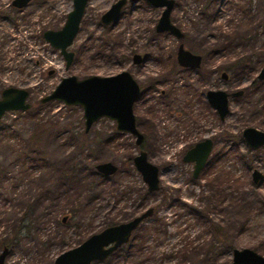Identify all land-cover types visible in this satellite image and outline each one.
Returning <instances> with one entry per match:
<instances>
[{
    "label": "rangeland",
    "instance_id": "obj_1",
    "mask_svg": "<svg viewBox=\"0 0 264 264\" xmlns=\"http://www.w3.org/2000/svg\"><path fill=\"white\" fill-rule=\"evenodd\" d=\"M11 1L0 0V93L8 87L25 89L32 107L6 113L0 125V253L8 243L4 264H54L108 222L125 223L148 208L153 215L119 249L116 262L231 264L233 249L264 257V147L248 150L241 138L248 127L264 132V81L257 79L264 63V0H174L170 19L183 32L181 41L154 32L162 9L143 0L126 4L120 19L108 26L100 17L117 0H88L69 48L75 59L68 69L42 34L62 28L72 0H33L22 10L12 8ZM180 43L202 57L198 71L185 72L176 64ZM99 50L104 57L93 58ZM134 54L142 57L139 65L132 62ZM122 71L141 90L135 115L147 133L142 148L159 170L160 188L154 193L147 192L132 165L140 148L132 136L117 132L106 118L85 134L80 107L40 103L65 77ZM205 90L244 94L229 101V114L221 122L204 99ZM180 110L190 117L185 133ZM211 126L217 137L212 153L225 155L217 169L193 181L192 166L181 156ZM75 162L85 168L109 162L118 168L95 185L96 199L89 205L86 187L57 189L60 175ZM221 168L232 183L214 194L208 181ZM249 169L263 174L257 185ZM23 218L30 227L18 233ZM135 244L141 250L131 255L127 248Z\"/></svg>",
    "mask_w": 264,
    "mask_h": 264
},
{
    "label": "water",
    "instance_id": "obj_2",
    "mask_svg": "<svg viewBox=\"0 0 264 264\" xmlns=\"http://www.w3.org/2000/svg\"><path fill=\"white\" fill-rule=\"evenodd\" d=\"M31 0H13L12 6L18 9L24 8ZM149 6L162 9L154 31L157 34H169L181 40L183 34L171 22L174 0H144ZM137 0H119L103 14L101 21L107 25L117 21L122 8L128 4H134ZM87 0H72V9L66 16V21L59 30H46L43 32V40L54 50L58 51L65 61V68L72 64L74 54L69 51L84 15ZM176 61L180 67L198 69L201 65V57L184 50L180 45L176 54ZM140 62V56L134 57V63ZM225 78V74H223ZM257 79L264 81V63ZM242 91L226 93L222 90L208 91L206 100L217 112L219 119L229 113V99L238 97ZM140 88L131 74L122 71L119 74L100 77L89 76L77 79L75 76L65 77L55 86L50 94L40 100L41 104L59 102L65 106H77L82 109L84 120V132L88 133L97 121L106 118L115 123L117 132L124 133L135 138V145L141 146L143 135L139 133L135 125L133 104L139 98ZM29 92L25 89L8 87L0 93V125L3 116L9 112H25L31 109L28 102ZM245 144L257 149L264 146V132L255 128H246L242 131ZM212 148L209 139L196 144L189 150L184 158V163H194L193 178H196L204 168L205 162ZM132 165L140 174L148 193L159 191L160 180L158 168L150 163L147 154L143 150L132 159ZM117 166L106 162L95 165V170L103 177H110L117 172ZM254 183H257L262 175L258 171L252 174ZM153 213L149 208L133 219L115 226L107 227L83 241L79 246L61 253L55 258L54 264H92L105 260L112 252L126 245L132 234ZM64 221V220H62ZM8 249L5 247L0 253V264L5 263ZM231 264H264V257L250 249L233 250Z\"/></svg>",
    "mask_w": 264,
    "mask_h": 264
},
{
    "label": "flooded vegetation",
    "instance_id": "obj_3",
    "mask_svg": "<svg viewBox=\"0 0 264 264\" xmlns=\"http://www.w3.org/2000/svg\"><path fill=\"white\" fill-rule=\"evenodd\" d=\"M13 1V0H12ZM12 1H11V7L12 8H14V9H16V10H22V9H24V8H26L28 5H29V3H31V1H33V0H31L24 8H22V9H18V8H15V7H13L12 6ZM117 1H119V0H117ZM116 1V2H117ZM138 1V0H137ZM144 1V0H143ZM116 2H114L113 4H115ZM145 2V1H144ZM146 3V2H145ZM87 4H88V0H87ZM87 4H86V7H87ZM112 4V5H113ZM128 4V3H127ZM135 4V3H134ZM147 4V3H146ZM111 5V6H112ZM111 6L109 7V9L111 8ZM126 6V5H125ZM124 6V7H125ZM175 6V5H174ZM86 7H85V10H86ZM123 7V8H124ZM123 8H122V10H121V12H120V16H119V18H118V20L120 19V17H121V13H122V11H123ZM108 9V10H109ZM174 9V8H173ZM108 10H106L105 12H107ZM104 12V13H105ZM103 13V14H104ZM84 14H85V11H84ZM103 14L101 15V17L103 16ZM84 16V15H83ZM101 17H100V22H101V24L102 25H104V26H108V25H110V24H112V23H115V22H117V21H114V22H111V23H109V24H107V25H105V24H103L102 23V21H101ZM82 19H83V17H82ZM82 21V20H81ZM80 25H81V23H80ZM79 29H80V26H79ZM181 31V30H180ZM155 32V31H154ZM78 33H79V31H78ZM181 33L183 34V32L181 31ZM157 34V33H156ZM78 35V34H77ZM77 37V36H76ZM75 37V38H76ZM183 38H184V34H183ZM183 38L181 39V40H183ZM181 40H179V41H181ZM74 41H75V39H74ZM73 41V42H74ZM73 45V44H72ZM180 45H182L183 46V48H184V45L182 44V43H180L179 45H178V47H177V50H176V54H177V51H178V48H179V46ZM184 50H186L185 48H184ZM70 52H73V51H71V50H69ZM186 51H188V50H186ZM79 53V52H78ZM78 53H77V56H78ZM191 53V52H190ZM73 54H74V57H73V61H74V59H75V53L73 52ZM176 54H175V61H176ZM193 54V53H192ZM138 54H134L133 56H132V62H133V64H135V65H139L140 63H141V61H142V57L140 56V55H138V56H140V62H138V63H134V57L135 56H137ZM195 55V54H194ZM73 61H72V63H73ZM201 63H202V57H201ZM176 64H177V61H176ZM178 65V64H177ZM71 66V65H70ZM69 66V67H70ZM178 67H180L179 65H178ZM200 67H201V65H200ZM200 67L198 68V69H190V68H183V67H180L181 69H182V71H185V72H195V71H198L199 69H200ZM128 72V71H127ZM224 74V73H223ZM222 79L223 80H227V77H226V75H225V78H223V75H222ZM140 88V87H139ZM6 89V88H5ZM4 90V89H3ZM208 91H217V90H205L204 92V99L206 100V98H205V96H206V93L208 92ZM2 92V91H1ZM162 94L164 93V91H160ZM199 92H203V91H199ZM225 92V91H224ZM237 92H239V91H237ZM227 93V92H226ZM232 93H236V92H232ZM229 94H231V93H229ZM243 94H244V92L242 91V94L240 95V96H238V97H235V99H238V98H240V97H242L243 96ZM141 90H140V95H139V98L134 102V104H133V114H134V117H135V125H136V128H137V130L139 131V133H141L142 135H143V143H142V145L141 146H138V147H140L139 148V150H143V151H145L142 147H143V145H144V143H145V140H146V138H147V133L146 132H143V131H141L140 129H139V123H138V119H137V116L135 115V107H136V104L138 103V102H140V100H141ZM231 99H234V98H231ZM231 99H229V101L231 100ZM206 102H207V100H206ZM207 104L209 105V103L207 102ZM210 106V105H209ZM211 107V106H210ZM212 108V107H211ZM213 109V108H212ZM214 110V109H213ZM168 113H169V110H168ZM229 114V113H228ZM228 114H227V116H228ZM177 115H179V118H180V122L182 123V127H180L181 128V131L182 132H184L185 133V130L187 129L186 128V118H188V119H190V117L188 116V114L187 113H182V110H180V112H177ZM214 116H217V118L219 119V116H218V114H217V112L214 110ZM226 116V117H227ZM226 117L224 118V120L226 119ZM224 120H220L219 119V121H221V122H223ZM179 122V124H181ZM149 123V122H148ZM212 127V126H211ZM150 128H151V126H148V129H149V131H150ZM248 128H251V127H248ZM246 129V128H245ZM214 130H215V128H213L212 127V129H210V131H208V132H206V133H203L202 135H201V137L199 138V139H196L195 140V142L194 143H192L189 147H187V148H184V150H183V154H182V156H181V159H182V162H183V158H184V156H185V154L189 151V150H191L196 144H198V143H200V142H203L204 140H206V139H209V140H211V142H212V148H211V151H210V153H209V156H208V158H207V160H206V162H205V165H204V168L200 171V173L198 174V176L196 177V178H193V168H194V163H184V164H191V166H192V172H191V179L194 181V180H198L199 178H200V176H201V174H203L204 173V171L205 170H207L208 172H210V173H212V170L213 169H217V164L219 163V161H220V159L221 158H223V156L225 155V154H223L222 153V155H221V157H219L218 155H213V148H214V146L216 145V141H217V137H216V133H214ZM85 133V132H84ZM89 133V132H88ZM85 134H87V133H85ZM191 133H188V134H185V136H187V135H190ZM241 134H242V132H241ZM185 136H184V138H185ZM228 136V135H227ZM183 138V137H182ZM229 138H232V137H229ZM241 138H242V135H241ZM135 139V138H134ZM243 139V138H242ZM181 142V141H180ZM243 142H244V139H243ZM244 144H245V142H244ZM245 146H246V148L248 149V150H251V151H253V150H257V149H259V148H263L264 146H262V147H259V148H257V149H252V148H250V147H248L246 144H245ZM138 150V151H139ZM146 152V151H145ZM147 154V153H146ZM250 170V180H251V182H252V184L253 185H257L262 179H263V174L259 171V170H257V169H249ZM254 171H258L261 175H262V178L257 182V183H254V181H253V178H252V174H253V172ZM225 172V170L223 169V168H221V169H218L217 170V172H216V174H215V176L212 178V180H209L208 181V185L209 186H211L212 187V189H213V193L214 194H217V192H219L220 190L219 189H222V188H225V190L227 191L228 190V188H226L225 186H228V187H230L231 186V183H232V179L230 178V176H229V174L226 172V173H224ZM209 173V174H210ZM102 176V175H101ZM104 178H109V177H104ZM147 190V189H146ZM148 192V191H147ZM221 194H223V190H222V192H221ZM228 196H229V194H227ZM149 209V208H148ZM153 209V208H152ZM196 211V210H195ZM153 213H154V210H153ZM153 213H152V215H153ZM151 215V216H152ZM150 216V217H151ZM148 219V218H147ZM146 219V220H147ZM118 224V223H117ZM116 224V225H117ZM142 224V223H141ZM112 226H115V225H112ZM141 226V225H140ZM139 226V227H140ZM108 227H111V226H108ZM107 228V227H106ZM105 229V228H104ZM138 230V229H137ZM136 230V231H137ZM135 231V232H136ZM134 232V233H135ZM134 233L132 234V236L134 235ZM5 248V247H4ZM3 248V249H4ZM122 248V247H121ZM120 249V248H119ZM119 249H117V250H115L114 252H112L105 260H103V261H96V262H93L92 264H99V263H101V264H119V262H116L115 261V256L117 255V252L119 251ZM233 250H235V249H233ZM233 252V251H232ZM232 261V260H231Z\"/></svg>",
    "mask_w": 264,
    "mask_h": 264
},
{
    "label": "trees",
    "instance_id": "obj_4",
    "mask_svg": "<svg viewBox=\"0 0 264 264\" xmlns=\"http://www.w3.org/2000/svg\"><path fill=\"white\" fill-rule=\"evenodd\" d=\"M103 51H98V53H96L95 55H93L92 57H104L102 56ZM79 55V53H78ZM80 56V55H79ZM78 58V56H77ZM242 69V68H241ZM80 143V142H78ZM79 162H75L71 165H69V168L67 169V171H63L62 174L59 177V182L57 184V189L61 190L63 188L66 187L65 192H68L69 190L67 189L69 186H72L71 188H85L84 190L86 191V196H87V205H89L90 203H93L96 199V196L94 195V190H95V185L99 182H106L108 178H104L103 176H101L100 174H98L95 170V166L91 167V168H85V167H79ZM147 194V193H146ZM236 204V203H235ZM72 211V210H71ZM193 212H195V210H192ZM26 220V218H23L20 220V225L18 226V230H16V232L18 231V233H20V230L22 228L25 229H29V223L28 225H23L22 223ZM117 222L114 221H110L107 223V225L105 226H112V225H116ZM159 230V229H158ZM217 232H220V229L217 228L216 229ZM129 243V242H128ZM8 243L4 241V244L2 245V250L4 247H6L8 249ZM128 253L133 255V253H135L136 251H140V245L135 244V245H129L128 246ZM121 264V263H119ZM123 264V263H122ZM127 264V263H126Z\"/></svg>",
    "mask_w": 264,
    "mask_h": 264
}]
</instances>
